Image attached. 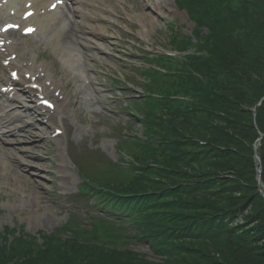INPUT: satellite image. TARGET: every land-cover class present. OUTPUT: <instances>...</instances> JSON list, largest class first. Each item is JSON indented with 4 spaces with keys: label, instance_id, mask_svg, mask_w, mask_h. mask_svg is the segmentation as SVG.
<instances>
[{
    "label": "trees",
    "instance_id": "obj_1",
    "mask_svg": "<svg viewBox=\"0 0 264 264\" xmlns=\"http://www.w3.org/2000/svg\"><path fill=\"white\" fill-rule=\"evenodd\" d=\"M181 2L197 42L179 49L195 51L167 79L171 92L144 102L131 176L107 196L131 232L98 223L41 244L0 241V264H264V0Z\"/></svg>",
    "mask_w": 264,
    "mask_h": 264
},
{
    "label": "rangeland",
    "instance_id": "obj_2",
    "mask_svg": "<svg viewBox=\"0 0 264 264\" xmlns=\"http://www.w3.org/2000/svg\"><path fill=\"white\" fill-rule=\"evenodd\" d=\"M174 1L169 0L172 7ZM160 3L162 7L166 4L165 0H160ZM155 4L156 0H125L124 4L116 7L114 13L108 15L110 17L107 20L113 24L107 26L111 40L104 47L112 58H96L90 60L84 68L80 67V72H84L94 82L93 87L99 91L93 94L91 103L86 102L79 92L73 93L72 82L67 76L68 70L62 69L59 58L46 48V56H42V62H52L50 72L56 79L62 81L66 77L65 90L70 93L69 101L75 109V116L72 117L70 113L62 116L61 125L65 133L58 141L46 138L44 129L48 135L52 131L44 128L43 124L33 132V135H40L34 138L33 142L36 144L25 143L18 146L25 151H33V155L39 158H31L30 155L26 158L25 154L20 153L14 157L13 166L0 165V238L7 240V244H11L19 236L35 238V242L41 244L43 237L69 227L82 232L91 230L92 223L84 215L87 212L94 215L98 213L88 209L83 201L69 205L71 198L76 195V187L80 186L76 172L72 170L73 161L75 163L78 159L86 178L99 186H120L130 178V142L143 136L139 104L132 105L129 116L126 111L132 103L130 100L138 103L137 100L143 96L142 90L134 84L141 85L143 90L147 86L154 89L156 85L152 84V78H148L149 81L141 79L142 75H151L148 71L150 67L145 64L149 60L148 55L172 51V27L182 37L190 36L193 30L192 23L184 16L162 15L151 28L146 41H143L139 36L138 26L128 16L141 17L145 11L154 8ZM94 16L100 17V14L96 13ZM144 17H141L142 22H146ZM202 32L205 34L206 30L203 29ZM101 97L104 98V104H95V100ZM98 107L101 109H96ZM33 119L38 122L35 115ZM123 138L127 141L121 143ZM3 157L2 162H7ZM20 160L30 165L26 168L27 171H16L17 167H25L19 165ZM67 160L70 165L66 163ZM63 165H67L69 175L63 171ZM127 245L134 252L156 260L146 246H132L131 243Z\"/></svg>",
    "mask_w": 264,
    "mask_h": 264
},
{
    "label": "bare ground",
    "instance_id": "obj_3",
    "mask_svg": "<svg viewBox=\"0 0 264 264\" xmlns=\"http://www.w3.org/2000/svg\"><path fill=\"white\" fill-rule=\"evenodd\" d=\"M2 0H0L1 3ZM56 0H5V3L2 4V9L0 13L2 16L0 17V21L4 22L3 24L13 22L17 23L19 21L22 25L28 26L33 25L36 26L37 34L41 35L39 37L40 40L42 38L47 40L50 44L53 41L55 44L53 48L55 49L56 53L60 56V60L63 65L70 64H85V59L82 61V58L79 55L78 48H84L91 54V57H101L105 59L112 58L110 52L104 47L99 45V43H106L107 41L111 40V35L107 33V26L111 23L107 20V17H104L105 14L114 13L116 7L119 3L123 2V0H68L74 3V8L72 9L73 15L75 14L78 18L84 19L85 22L92 23L90 29L88 30L89 34L85 35V29L80 28V36L73 38L70 36L67 40H62L59 36L61 32L69 28V30L73 33V28L75 23L78 22V25L84 24L83 21H76L75 23H71L66 16L60 17L58 11L53 13H48L46 10L49 6H55ZM166 4L164 7L161 6L160 0H156V4L154 8L150 9V11H145L141 15V17L145 18L146 22L141 21V17L138 15L135 16H128V19L134 22L138 26L139 36L142 38L143 41H146L147 36L149 35L151 28L156 25L157 19L162 16L166 15H176V11L169 5V0H165ZM27 5L32 6V8L36 11L35 16L30 18L28 21L24 22L21 21L20 18L22 13L25 11L24 7ZM5 11V12H4ZM14 11V16L10 15V12ZM44 11V14L41 13ZM4 12V13H3ZM98 12L101 16L100 17H92L93 13ZM9 21V22H7ZM1 28V27H0ZM0 38H5L6 41L9 39L6 36H1ZM22 41L23 43L19 44L18 41L13 40L12 44L10 45L9 42L6 43L4 52L1 53V56L4 58H9V66L7 69L9 72L18 71L17 76L19 78V84L16 87L13 86V90L9 87L5 90L6 95H10L13 97H18L20 93H24V95L30 99V102H17L14 101L16 105H18L13 111L9 109L7 106L0 105V123L3 119H15L20 120L17 113L23 112L24 114L33 113L35 110V106L33 102L35 99L39 97L45 96V98H49L50 103L54 106L53 113L49 112V126L55 127L59 122V118L61 115H65L71 111L70 103L68 101L69 93L65 92V85L66 81H55L52 76L49 74V65L48 64H36L35 56L33 53L34 45L31 43L32 40L29 42V45L26 41ZM16 54V59L12 60L10 55ZM7 60V59H5ZM45 72L44 78H40V73ZM29 74L30 78L26 79V75ZM71 79H75L73 73H68ZM81 82L79 81L78 89L84 96V98L88 99L91 98L89 94L90 88L86 86V82L88 83L87 79L81 73L80 75ZM46 82H49L46 84ZM92 83L91 81H89ZM36 87V88H34ZM95 93V89L92 88ZM52 92V93H51ZM58 94L57 98L54 97V94ZM52 94V95H50ZM52 96V97H51ZM16 126H9V129L13 130L12 133H5L2 129L0 130V137L7 138L10 141L4 142L5 144H9L12 146L18 147L20 142L28 141L30 137H33L32 131H35L36 128L32 126L22 128V135L19 136L15 135L17 132ZM15 137L14 140L11 138ZM33 138L30 139L32 141ZM21 149L23 154L30 155V157H37V155H33V152L24 151V148L18 147ZM38 148V147H37ZM11 154L13 150L8 149L4 151L0 148L1 153ZM25 152V153H24ZM31 157V158H32ZM35 159V158H33ZM36 160V159H35ZM14 177V175L12 176ZM17 186V184H15Z\"/></svg>",
    "mask_w": 264,
    "mask_h": 264
},
{
    "label": "water",
    "instance_id": "obj_4",
    "mask_svg": "<svg viewBox=\"0 0 264 264\" xmlns=\"http://www.w3.org/2000/svg\"><path fill=\"white\" fill-rule=\"evenodd\" d=\"M258 182L260 181V178L258 177ZM262 197L264 198V193H261Z\"/></svg>",
    "mask_w": 264,
    "mask_h": 264
}]
</instances>
